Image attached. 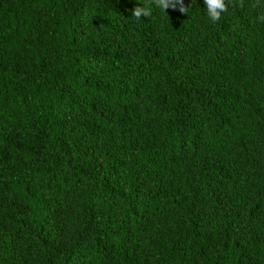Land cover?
<instances>
[{"label":"trees","instance_id":"1","mask_svg":"<svg viewBox=\"0 0 264 264\" xmlns=\"http://www.w3.org/2000/svg\"><path fill=\"white\" fill-rule=\"evenodd\" d=\"M226 3L0 0V264H264V0Z\"/></svg>","mask_w":264,"mask_h":264},{"label":"clouds","instance_id":"2","mask_svg":"<svg viewBox=\"0 0 264 264\" xmlns=\"http://www.w3.org/2000/svg\"><path fill=\"white\" fill-rule=\"evenodd\" d=\"M152 2L157 8L166 13L169 8L178 9L181 13L188 12V7L185 6L184 0H152ZM203 2L206 6L209 20L214 23L220 21L222 14L228 10L226 0H203ZM257 3L259 4V0H257ZM131 12L136 20H141V17H151L152 15L151 9L147 6H137L131 9ZM258 20L264 22V13L258 16Z\"/></svg>","mask_w":264,"mask_h":264}]
</instances>
